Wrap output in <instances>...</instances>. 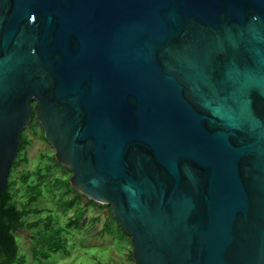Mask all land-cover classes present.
Returning <instances> with one entry per match:
<instances>
[{
	"label": "water",
	"instance_id": "water-1",
	"mask_svg": "<svg viewBox=\"0 0 264 264\" xmlns=\"http://www.w3.org/2000/svg\"><path fill=\"white\" fill-rule=\"evenodd\" d=\"M33 109L136 264H264V0H0V198Z\"/></svg>",
	"mask_w": 264,
	"mask_h": 264
},
{
	"label": "rangeland",
	"instance_id": "rangeland-1",
	"mask_svg": "<svg viewBox=\"0 0 264 264\" xmlns=\"http://www.w3.org/2000/svg\"><path fill=\"white\" fill-rule=\"evenodd\" d=\"M26 134L30 138V143L22 151L19 150V157H27L28 160L21 163L12 175V179L17 181L13 187V193L19 207H22L23 203L27 201L26 185L21 179L22 175L29 171L35 172L39 167L46 170L48 164H54L53 156H55L54 148L42 136L39 127L35 129L27 127ZM52 172L53 174L58 173V175L63 174L56 166ZM65 176H69V174ZM36 178L37 176L32 177V179ZM62 200L59 191L53 193L46 189L40 199L33 204V208H38L42 212L31 214L28 221L32 222L52 215L54 225L62 228V243L64 244V240H67V243L63 245L66 248H62V251L47 259L43 255L47 248L42 247L44 249L41 250L39 256L34 258L32 246H35L38 240L34 239L32 235L37 229L33 230L34 232L28 229L19 231L16 237L20 246V254L25 257L24 264H136L128 258L131 244L127 239L119 240L115 233L99 235L106 219L109 218L107 208L87 205L85 217L82 220L83 226L79 227L78 221H74L73 227L70 228L68 217L74 210L65 215L63 212L66 204H62ZM112 227L116 231L115 222L112 223ZM40 228H44L43 223ZM14 264L23 263L16 262Z\"/></svg>",
	"mask_w": 264,
	"mask_h": 264
},
{
	"label": "trees",
	"instance_id": "trees-1",
	"mask_svg": "<svg viewBox=\"0 0 264 264\" xmlns=\"http://www.w3.org/2000/svg\"><path fill=\"white\" fill-rule=\"evenodd\" d=\"M36 127L41 129L42 136L46 139L44 130L37 119L36 111L33 109L30 128L35 129ZM29 143L30 138L26 134V130H24L22 133L20 151H22ZM27 160V157H19L18 152L9 174L8 185L3 192V198H0V264H14L16 262L25 263V257L20 254V246L16 234L19 231L26 229L30 231L37 229L36 232L33 231L34 233L32 235L34 239L38 240L37 244L32 246L34 258L39 256L41 250L44 248H47L43 252L44 258L47 259L53 254L62 251V248H66L63 245L67 243V240L65 239L64 244L62 243V228L54 225L52 215H48L46 218H39L32 222L28 221V217L31 214H40L42 212V210L38 208H33V204L40 199L46 189L51 190L53 193L57 191L60 192L61 199H63L62 204H66L63 212L65 215H68L74 210V212L68 217V226L70 228L73 227L72 224L74 221H78L77 223L79 227L83 226L82 220L85 217L87 205L107 208L109 218L106 219L103 228L99 231V235L115 233L119 240L127 239L131 244L128 258L135 262L132 256L133 246L131 237L124 231L121 223L115 218L112 206L110 204L95 202L75 189L70 182L72 173L60 164L55 156H53L54 164H48L46 170L39 167L35 172L29 171L22 175L21 179L26 185L25 196L27 197V201L23 203L22 207H19L18 202L15 199V194L13 193V187L16 185L17 181L12 179V175L19 165ZM54 166L59 168L63 174H53L52 170ZM67 174H69V176H65ZM33 176H37V178L32 179ZM113 222L117 225L116 231H114L112 227ZM42 223L44 224L43 229L40 228Z\"/></svg>",
	"mask_w": 264,
	"mask_h": 264
}]
</instances>
